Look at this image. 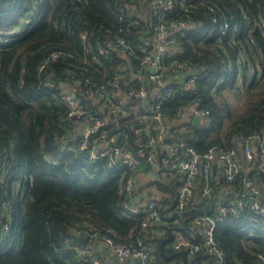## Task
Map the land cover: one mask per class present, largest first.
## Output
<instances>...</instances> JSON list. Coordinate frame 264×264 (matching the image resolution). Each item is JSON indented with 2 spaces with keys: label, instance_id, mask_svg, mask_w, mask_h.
Masks as SVG:
<instances>
[{
  "label": "trees",
  "instance_id": "16d2710c",
  "mask_svg": "<svg viewBox=\"0 0 264 264\" xmlns=\"http://www.w3.org/2000/svg\"><path fill=\"white\" fill-rule=\"evenodd\" d=\"M37 1L0 0V40L9 39L0 42V264H90L85 247L73 239L72 233L81 230L85 235L94 234L93 248L105 237L134 239L143 214L131 212L129 205L146 199L138 195V185L133 200L120 191L122 179L135 174L121 166L122 159L116 156L112 164L108 157L90 162L72 150L79 134L68 115L69 107L58 93L62 87L81 92L87 77L102 82L118 73L126 74L122 84L131 82V70L140 67L145 47L151 48L143 37L153 33L160 7L154 0H124L135 3L145 15L128 5L123 22L117 13L122 0H41L32 21L19 29ZM173 11L168 17L190 19L198 25L187 28L184 35L176 32L175 47L169 50L167 62L187 61L189 72H201L196 92L182 90L174 99L162 101L161 111L169 114L165 126L171 128L173 121L180 119L179 125L171 129L185 128L188 136L183 141L187 145L205 152L218 144L225 151L234 148L238 155L247 137L264 129V0H175ZM135 20L139 23L131 27L128 37L137 46L132 51L114 47L117 30ZM225 23L230 27L220 37L219 27ZM83 29L88 30L85 40L81 36ZM54 49L62 50L65 57L39 72V64ZM252 66H260L261 73L241 90L238 78H249ZM229 91L245 98L238 110L232 107ZM193 99L210 109L208 123L194 125L193 114L189 120L181 118L185 113L181 107ZM156 102L151 93L145 99L129 98L124 102L127 113L117 121L108 120L97 132L107 140L114 139L123 156L143 164V173L154 175L145 187L154 186L151 194L158 196L164 216L147 237L153 261L213 264L214 257L206 251L190 256L185 247L175 248V230L172 240L164 242L170 227L183 225L185 219L188 227L196 226L193 219L207 213L216 219L214 239L224 250L225 263L263 264L258 254L264 253V214L247 203L239 214L222 215L215 204L236 203L238 199L250 202V192L240 175L252 177L260 189L257 183L264 182V169L254 168L248 174L240 168L241 173L233 180L225 176L218 181L211 176V170L208 174L200 171L192 179L187 204L178 209L186 176L176 173V163L187 155V146H181L177 156L164 163L162 142L157 129H152L156 136L154 165L148 159L153 147L142 145L149 135L141 128L154 114ZM83 103L104 114L96 103ZM259 163L260 160L256 167ZM223 184L226 193L219 188ZM258 196L264 203V194ZM208 203L214 204L213 211L207 209ZM9 220L10 227L5 230ZM201 239L200 235L197 241Z\"/></svg>",
  "mask_w": 264,
  "mask_h": 264
},
{
  "label": "built area",
  "instance_id": "2783aa9c",
  "mask_svg": "<svg viewBox=\"0 0 264 264\" xmlns=\"http://www.w3.org/2000/svg\"><path fill=\"white\" fill-rule=\"evenodd\" d=\"M81 3V0H79ZM122 2L117 5V13L120 21H126L128 16V5L131 6L130 2ZM175 0H155L156 6L160 7L156 14L158 19L153 25V33L149 36H144V43L151 47L150 49L145 47V52L140 56V67L138 69H132L130 73L133 75L131 82L122 84V79L125 77L124 74H115L112 79L107 81L98 82L93 78H86V88L81 87V92L78 90H71L63 88L59 91L58 96L60 99L69 107L68 115L72 121L76 124L79 138L78 141L71 146L74 152H80L84 157L90 161L95 162L101 157H108L109 163H115L116 156L122 159L121 166L125 169L135 171V174L128 176L126 179H122L120 191L132 200L134 199V190L139 183V175L145 170L143 164L137 163L136 160L123 156L121 149L117 146L114 139L107 140L104 135H98L97 132L107 123L108 120L117 121L123 115H125L126 108L124 102L129 98H147L148 94L151 93L156 102V110L154 114L146 120V123L142 126V130L148 133V140L145 144H142L146 148H151L148 159L153 162L154 165L157 156L154 152V146L156 136H154L152 129H157V136L162 139L160 130L165 126L166 121L169 119V114L161 111V103L164 100H172L175 95L182 90H191L196 92L198 90V73L197 70L189 72L186 67L188 66L187 61L180 62L174 60L171 63L167 62L169 50L175 47V34L179 32L181 35L185 34L187 28L196 26V23L190 19H174L168 17L173 14ZM41 0L37 1V6H34L23 19L21 28L23 29L32 21L33 16L37 14L39 4ZM165 9V11H162ZM184 11H188L185 7ZM135 23H139L138 20L127 22L128 27L124 25L120 27L113 39L112 45L119 47L123 51H132L137 44L134 40L128 37V33L132 26H136ZM264 27V21L262 22ZM229 24L225 23L219 27L220 37H223L228 29ZM237 29V26L234 27ZM83 40L88 37V30L83 29L81 31ZM9 39L5 38L0 42L6 43ZM142 46V44H141ZM105 48V47H104ZM101 49V52L105 50ZM65 54L62 50H52L39 64L38 71L43 72L47 66L58 59L64 58ZM241 60H244V56H241ZM232 71H235L234 66L231 67ZM188 71V72H187ZM239 73H242L238 69ZM261 67L252 66L249 68V78L246 80L243 77L238 78L239 86L241 90L251 81L253 76L260 75ZM54 75V72H50V76ZM180 75H182L180 77ZM245 82V83H244ZM77 92L82 94L85 98H89L90 101L94 102L98 106V110L104 113L99 114L97 110L86 106L81 97L77 95ZM89 101V102H90ZM199 101L196 99L188 101L187 104L181 107L182 112H186L191 109L192 114L200 116L203 124L210 121V109L203 108L199 105ZM256 140L259 144V160L260 163L256 169H264V129L260 132L253 133L247 137L243 142L244 153L252 158L253 151L251 142ZM242 143V142H241ZM181 146H187V155L178 158L176 163V173H182L186 176V181L180 189L178 196V203L176 207L178 209L184 208L187 204L189 196L192 194V179L200 171L208 174L212 168V162L215 157H219L224 163V172L228 180H233L236 175L241 173L240 166L236 159V150L234 148L225 151L218 144L211 145L205 152H199L191 145H187V142L175 141V142H164L162 145V161L169 163L174 157L177 156ZM1 169V160H0ZM241 181L245 184L249 196H251L250 202H246L243 199H238L236 203L224 204L221 201L215 204V208L220 214L236 213L239 214L241 209L244 208L247 203L251 207L262 214H264V203L259 200L260 189L255 185V181L252 177L244 174L240 175ZM131 212L142 213L143 219L141 221V228L138 231L136 238L129 239L126 241L116 240L113 237H105L104 241L113 251L116 263L124 264L128 260H133L135 264H158L152 259L153 248L148 242L147 237L152 232L153 225L163 220V213L160 209V203L158 196H153L150 199L135 205H129ZM1 212V210H0ZM175 221H178L177 219ZM11 220L4 224V229L7 230L10 227ZM193 223L196 226L200 225L198 232L202 236L201 242L197 239L187 237L183 231L175 230V238L173 244L175 248L185 247L190 256L200 251H206V253L214 257L213 264H227L224 250L221 249L214 239V228L216 225V219L207 213H200L193 219ZM83 231L78 230L77 235H85ZM194 232V231H193ZM88 236L89 243L85 247L87 254L89 255L90 264H103L102 257L99 256L93 246L92 239L95 237L94 234L85 235ZM200 241V240H199ZM259 258L264 264V253L261 251Z\"/></svg>",
  "mask_w": 264,
  "mask_h": 264
},
{
  "label": "crops",
  "instance_id": "0c3cea01",
  "mask_svg": "<svg viewBox=\"0 0 264 264\" xmlns=\"http://www.w3.org/2000/svg\"><path fill=\"white\" fill-rule=\"evenodd\" d=\"M138 1H140V0H138ZM131 7H132V10H134L136 13L141 14V15H145V14H143L142 11L138 10V7L135 5V3L131 4ZM181 76L182 75H180V77ZM191 109L192 108H190L189 111H186L182 115L181 118L185 119V120H189V115H192ZM179 122H180V119H176L175 121H173V126H171V128L178 126ZM200 123L203 124L202 122H200ZM171 128L168 126H164L160 130L161 135H162V139H160V141L162 142V145L164 142H168L170 139H172L173 142H175V140H184L188 136V134H187L188 132L185 130V128H180L179 130H177V128H176L175 131H172ZM178 131H180V133L175 134ZM251 145H252V151H253V157L252 158L248 157L244 153V149H243L242 144L240 145L241 151L238 153V155L236 154V159L238 161L240 168H242V170L248 174H250L254 170V168H256V165L259 162V149H260L259 144L256 140H253L251 142ZM210 174L213 178H216L217 181L220 178H225L224 163L218 156L215 157V159L212 162V169H211ZM152 177H154L152 172L143 173V174L139 175L138 195H143L142 199L145 198L147 200V199L152 197L151 193L154 192V186L149 185L147 188L145 187L147 183H151ZM257 186L260 187V189H261L260 192L264 194V182L259 181L257 183ZM143 187H145V188H143ZM219 188H222L225 191V193L227 192V187L225 186V184H223L222 186H219ZM222 194H223V191H222ZM198 230L199 229L196 226H191L189 231H188V233L190 234L189 235L190 238L198 239V237L200 236V232H198ZM94 248H95L94 250L102 257L103 264H117L113 251L111 250V248L108 246V244L105 241H101V240L96 241L94 243ZM124 264H135V263L133 260L130 259Z\"/></svg>",
  "mask_w": 264,
  "mask_h": 264
},
{
  "label": "water",
  "instance_id": "95a60500",
  "mask_svg": "<svg viewBox=\"0 0 264 264\" xmlns=\"http://www.w3.org/2000/svg\"><path fill=\"white\" fill-rule=\"evenodd\" d=\"M198 24H196L197 26ZM201 72L200 69H197V73L199 74ZM77 95L79 97H81L84 101H87L89 102L90 99L89 98H85L82 94H80L79 92H77ZM201 122V118L200 116H195L194 119H193V124L194 125H198L200 124ZM207 209L209 211H213L214 209V204L213 203H208L207 204ZM190 229V227H188V225L186 224V219L183 221V225H180V226H172L169 228V234H168V237L164 240V242H168L170 240H172V237H173V232L174 230H181V231H185V232H188ZM72 237L73 239L80 243L83 247H86L89 243V240H88V236H85V235H77L75 233H72Z\"/></svg>",
  "mask_w": 264,
  "mask_h": 264
},
{
  "label": "rangeland",
  "instance_id": "374dc122",
  "mask_svg": "<svg viewBox=\"0 0 264 264\" xmlns=\"http://www.w3.org/2000/svg\"><path fill=\"white\" fill-rule=\"evenodd\" d=\"M227 95H228L229 100L232 103L233 109L238 110L243 105V103L245 104V98L238 97L232 91L227 92Z\"/></svg>",
  "mask_w": 264,
  "mask_h": 264
}]
</instances>
